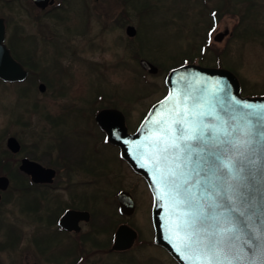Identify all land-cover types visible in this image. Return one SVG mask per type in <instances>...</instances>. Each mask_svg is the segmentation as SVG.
<instances>
[{
  "label": "rangeland",
  "instance_id": "1",
  "mask_svg": "<svg viewBox=\"0 0 264 264\" xmlns=\"http://www.w3.org/2000/svg\"><path fill=\"white\" fill-rule=\"evenodd\" d=\"M87 1L89 5L84 7L82 0H67L59 11L42 15L37 23L34 15H40L41 11L29 0H12L8 6L0 3V14L8 21V40L19 38L21 30L38 38L35 42L20 41L13 45L23 61L30 67L35 66L38 73L32 71L34 74L21 83L0 81V157L6 155L2 152L6 148L5 139L1 138L4 129L11 128L12 135L21 144L11 167L18 177L22 174L17 168L21 155H39L47 150L49 143L54 145L57 137H64L72 154L76 152L79 158L83 157L85 165L101 166L105 168L103 176L120 181L111 183L108 197L100 201L101 209L95 218L100 224L105 220L103 223L108 226L105 232L99 228L91 235L87 242L88 257L92 261L153 257L151 264H172L167 253L157 245H138L132 252L120 256L92 250L108 242L109 230L122 221L113 196L118 183L125 182V188H133L135 195L138 194V210L132 223L137 224L141 239L150 236L151 197L143 183L137 186L130 178L132 175L127 167L124 169L117 150L102 142L89 114V101L102 93V103L122 110L128 129H133L149 106L165 93L164 77L169 69L183 63L214 65L213 52L207 51L203 58L198 55L199 49L209 45L204 38L213 27L209 38L211 47L218 50L222 67L239 78L242 95L264 96V0ZM127 24L136 28L134 37L125 33ZM225 30L222 40L212 39L218 31ZM29 51H35L34 56ZM140 58L157 65L158 71L145 72L139 65ZM38 82L45 83L44 91L37 90ZM0 174L9 179L0 205V221L8 226L6 232L0 229V264L32 261L68 264L67 251L52 247L57 243L47 244L45 235L40 243L39 222L35 215L25 212L21 185L1 162ZM78 175L81 174L78 172L74 177ZM97 204L95 201L94 205ZM62 254L66 257L62 258Z\"/></svg>",
  "mask_w": 264,
  "mask_h": 264
},
{
  "label": "snow or ice",
  "instance_id": "2",
  "mask_svg": "<svg viewBox=\"0 0 264 264\" xmlns=\"http://www.w3.org/2000/svg\"><path fill=\"white\" fill-rule=\"evenodd\" d=\"M233 105L222 116L214 107L205 111L195 97L190 106L185 96L149 131L153 177L180 210L176 234L183 236L174 248L185 264H245L242 253L256 241L264 256V236L242 239L239 222L226 214L236 212L245 223L250 219L237 205L236 181L257 130L264 138V105L238 100Z\"/></svg>",
  "mask_w": 264,
  "mask_h": 264
},
{
  "label": "water",
  "instance_id": "3",
  "mask_svg": "<svg viewBox=\"0 0 264 264\" xmlns=\"http://www.w3.org/2000/svg\"><path fill=\"white\" fill-rule=\"evenodd\" d=\"M33 1L41 8H44L48 2V0ZM125 30L129 36L135 35L136 30L132 25H127ZM226 33L227 30L218 32L213 38L215 41H220ZM4 34L5 26L3 18L0 17V79L4 81L22 80L26 71L5 46ZM139 62L150 73L158 71L157 66L144 58H141ZM165 84L168 87L167 94L150 107L134 133H127L124 116L121 111L115 108L101 109L95 115V121L105 131L108 141L119 146L122 157L146 179L149 185L153 194L152 221L155 229V243L164 247L180 264H185L174 248V244L180 243L179 237L183 236L182 232L179 233V237L176 234L178 232L176 224L179 222L178 211L180 210L174 206L169 197L164 195L166 189L162 184H158L153 177L152 151L147 139L149 131L155 129V121L167 117V110L173 107L176 100L182 101L185 96L189 97L190 106L192 98L195 97L204 105L205 111L214 107L222 116L227 115L230 106H234V100L259 108L264 105V96H242L238 78L230 70L194 63L183 64L171 69L165 77ZM44 88V84L39 85L40 90H44ZM206 121L213 122L211 117H206ZM253 141L247 152L244 170L236 181L238 184L237 205L245 212V217H250V219L245 223V218L240 217L238 213H226L239 222L242 239L264 236V138L259 135V130H257ZM7 146L13 152H17L20 148L15 137L7 139ZM142 163L146 167H141ZM19 168L30 173L32 179L36 181L53 175L51 169H45L27 159L21 160ZM7 184L8 178L0 176V189H5ZM118 200L121 211L126 214L131 213L133 203L129 194L121 192ZM134 237L135 232L131 228L119 225L115 231L111 249L122 250L130 247ZM169 237L172 242L169 241ZM258 243L256 241L251 250L242 253L245 264H251L253 260L256 261V264H264V256L260 254ZM245 249H247V245H245Z\"/></svg>",
  "mask_w": 264,
  "mask_h": 264
},
{
  "label": "flooded vegetation",
  "instance_id": "4",
  "mask_svg": "<svg viewBox=\"0 0 264 264\" xmlns=\"http://www.w3.org/2000/svg\"><path fill=\"white\" fill-rule=\"evenodd\" d=\"M11 1L12 0H0V3L3 6L4 5L8 6ZM50 1L51 0H48L47 5L44 8H41L35 5V3H33L32 0H29V2H31L34 7H36L39 11H41L40 15L39 14L34 15L35 22L38 21L42 15H45L47 13L52 14V12H54L55 10L58 9L60 10L62 6L66 4L67 0H52V3ZM82 1L84 7H87V5H89V2L87 0H82ZM0 17L3 18L5 23L6 46L9 48L13 57L22 64L23 68L26 71V76L22 81L5 82V83L8 84L21 83L26 79H29L31 75L34 74L32 71L34 70L36 71V67L35 66L30 67V64L28 62H27L28 64L25 63L23 61L24 59L21 58L20 54H17L15 52L13 45L15 42L19 43L20 41H28L30 43L31 41L35 42L37 41L38 38L37 36H34L32 34H24L21 30L19 38L11 37V39L8 40V36H7L8 21L3 14H0ZM13 39H16V41H12ZM33 53H35V51ZM33 53L32 51H29V55L32 54V56H34ZM36 73L38 72L36 71ZM32 83H35V81H32ZM24 84L28 85L30 83H24ZM40 84H44V87H46V85L44 82L37 83V90L42 92L45 89L40 90L39 89ZM103 97L95 98V99L93 98L91 101H89L90 103L88 105V109H89L90 117L93 120L94 125L100 131L102 142L106 143L107 145L117 150V156L120 162L122 163L124 169H126V167L128 168V170L130 171L129 173L132 175L130 176V178L134 180L135 183H137V186L140 183H143L145 185L148 194L151 197V203H152L151 192L147 186L145 179L140 174L136 173L130 167V165L120 156L119 147L115 144L110 143L106 139V133L95 122V114L99 110L110 107L117 108L116 105L113 104L104 105L102 103ZM95 105L97 106L95 107ZM29 112L32 113L34 111H29ZM123 114L124 116H126L124 112ZM125 122H126V117H125ZM135 128L136 126L131 130L128 129V132H133ZM10 129H4L3 133L1 134V138L5 139V147H6L4 150H2V152L6 155L5 156L2 155L0 157V162L2 166H5V170L9 173V175L12 178H14V175L18 173L14 172L13 168H11L14 163L13 156L15 153H18L20 151L21 144L19 142L20 148L17 152H13L12 150L9 149V147L7 146V139L9 137H15L12 135L11 132L12 130ZM49 144L47 145L48 147L47 150L40 152L39 155H36L35 153L34 154L24 153L23 155H21L18 159V166H17L19 170L21 160L27 159L30 162L37 163L39 166L45 169H51L53 171V175L51 177L49 178L46 177L41 181L33 180L30 173L21 170H19V172L22 173L20 175L22 177L21 178L20 176L17 177V181H19L18 184L21 185V190H22L21 196L23 197V206L25 207V212L27 213V215L29 214L35 215L37 221L39 222V224L37 225V233L39 232V230L41 231V235L39 238L40 243H42V235L46 236L47 239L45 241L47 244L57 243L52 247H55L58 250L64 249L67 251V254L69 255L68 264H151L150 259H152L153 257L145 258V259L135 256L132 257L130 256L127 258L115 257V258H101L96 261H92L90 259L91 257H88L89 253H86V250H89L90 248L87 242L89 239H91L90 238L91 235L96 234L97 231H95V229H99V228H100L99 230L105 232V228L108 226L107 223L106 225L105 223H103L105 220L101 221L102 224H100L99 220L95 218L97 215H99L98 213L101 209L100 201L103 198L105 200L108 197V188L111 185V183L113 182L115 183L119 180L111 179L103 176L105 175V168L101 166H96L94 168H91L85 165L83 163V157L79 158V154H77L76 152H74L75 155L77 154L75 160L73 157L74 154H72V150L70 149L69 144L66 143L64 137L61 138L57 137L54 145H52V143ZM52 148L53 150H51ZM78 159H80V161ZM78 172L81 175L74 177V175ZM95 174H97V176H94ZM120 175L121 176L124 175L123 170L120 172ZM0 176L7 177V175L5 174H0ZM121 184L118 183L115 186L113 196H114V202L116 203V210L120 215L122 221L116 223L112 231L109 230V232L111 233H109L108 242L107 240L106 242H103V244H100L98 242V244L100 245L94 246V248L92 249L94 251L98 252L103 250L107 254L110 255L115 254L120 256L127 252L128 253L132 252V249L138 245H142V244L156 245L152 241L154 231L151 222V204L148 214V225L150 229V236L144 237L145 239H141L142 233L139 232V230L137 229L138 228L137 224H135V222L132 223V220H134L138 210V200H137L138 194L135 195L133 188L131 189L125 188L126 185L125 182H122ZM7 188L8 186L5 188V190H0V205L3 200L2 198L4 191H6ZM121 192H127L133 200V210L131 211L130 214H124L119 211L118 196ZM95 201L99 202L97 206L94 205ZM98 207L99 209H97ZM101 215L102 217L105 216L104 213H101ZM31 219L32 218H30V220ZM120 224H125L129 228L134 230L136 236L130 248L125 250H112L110 249V247H111L112 239L114 237V232L117 226ZM4 225L5 224H3L2 221H0V229L2 232L3 231L6 232L8 230V226L5 225L4 227ZM34 239L35 237H33V240ZM34 242H36L38 245L37 241L34 240ZM162 249L169 256L172 264H179L177 260L171 257L170 254L164 248ZM61 257L62 258L66 257V255L62 254ZM58 259L57 261H60ZM32 262L40 263L38 261H32Z\"/></svg>",
  "mask_w": 264,
  "mask_h": 264
},
{
  "label": "trees",
  "instance_id": "5",
  "mask_svg": "<svg viewBox=\"0 0 264 264\" xmlns=\"http://www.w3.org/2000/svg\"><path fill=\"white\" fill-rule=\"evenodd\" d=\"M123 17V16H122ZM121 17V18H122ZM209 33V32H208ZM207 33V34H208ZM206 37V41H207V35L205 36ZM204 40H205V38H204ZM205 43V42H204ZM207 51H211V52H213V55L216 57L215 58V63H214V65H217V66H220L222 63H221V61H220V58H219V52H218V50H216V49H214L213 47H211V45H209V46H207V48L206 49H203V48H201V49H199V51H198V55L201 57V58H203V57H206V55H207ZM192 61V59H190L189 60V62H191ZM15 177H18V174H15Z\"/></svg>",
  "mask_w": 264,
  "mask_h": 264
}]
</instances>
